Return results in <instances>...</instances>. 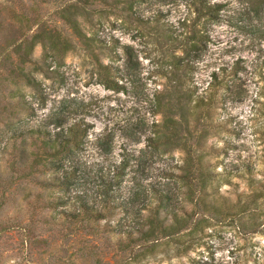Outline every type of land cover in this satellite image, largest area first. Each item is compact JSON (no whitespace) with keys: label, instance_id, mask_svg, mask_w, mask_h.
Here are the masks:
<instances>
[{"label":"trees","instance_id":"16d2710c","mask_svg":"<svg viewBox=\"0 0 264 264\" xmlns=\"http://www.w3.org/2000/svg\"><path fill=\"white\" fill-rule=\"evenodd\" d=\"M235 1L238 8L231 14L227 8L231 0H0V33L5 35L3 48L7 50L4 59L9 57V65L3 67L8 87L0 99V148L9 154L10 178L4 180L10 182L8 192L15 203L20 189L36 190L31 194L34 200L28 202L29 217L21 218L20 203L16 213L0 221V232L18 231L24 244L33 238L40 221L57 223L59 234L88 242L101 233V238L114 245V256L122 255L128 264L132 256L146 255L161 245L167 252L175 245L180 252L184 239L207 216L203 207L210 189L216 205L220 183L214 178L215 165L205 158V133L196 134L209 107L204 97L193 104L185 71L201 58L213 23L228 20L243 33H264V0ZM39 3H54L58 19L51 14L32 15L31 8ZM142 3H183L180 33H193L169 42L175 46L169 49V86L157 90L148 102V110L161 114V121L146 116L127 119L94 138L95 123L89 119L92 109L85 100L63 98L38 116L37 110L48 106V95L37 74L44 65L62 60L76 44L94 54L95 62L105 70L99 78L107 89H126L111 76L110 65L100 62L96 40L84 31L80 16L102 10L130 12ZM37 45L43 48L41 61L34 58ZM125 53L124 71L129 74L140 61L133 46L126 45ZM240 71L237 62L219 67L212 72L211 85L223 84L233 91ZM259 94L264 95V87ZM118 137L122 139L120 157L113 159ZM176 148L185 153L177 171L153 168L152 164ZM2 175L0 170V179ZM37 212L45 219L38 218ZM103 221L99 231L96 226ZM260 224L264 227V220ZM234 264L263 263L257 257L253 263L241 260Z\"/></svg>","mask_w":264,"mask_h":264},{"label":"rangeland","instance_id":"374dc122","mask_svg":"<svg viewBox=\"0 0 264 264\" xmlns=\"http://www.w3.org/2000/svg\"><path fill=\"white\" fill-rule=\"evenodd\" d=\"M227 8L228 13L234 14L238 3L231 0ZM31 12L46 17L56 15L58 19L54 3H39ZM184 13L183 3L174 6L142 3L130 12L102 10L80 16L84 31L96 40L100 62L110 65L111 76L126 89L120 92L107 89L99 78L105 70L95 62L94 54L76 44L62 60L50 67L44 65L37 74L48 95V106L38 109V116L49 112L63 98L85 100L92 109L89 119L95 123L94 138L106 128L119 127L127 119L146 116L150 121H161V114L148 110V102L157 90L169 86L172 76L169 49L175 47L169 42L193 34L180 33L183 27L179 20ZM0 37L1 99L8 87L3 80V67L9 65V57L4 59L7 55L3 48L5 35L0 33ZM126 45L134 47L140 61L129 74L124 71ZM42 56L43 48L37 45L34 58L41 61ZM235 62L241 71L233 91H227L223 84L212 86V72ZM185 75L193 104L197 98L204 97L205 106L209 107L208 116L203 117L196 134L205 133V158L215 165L214 178L220 181H217L219 187L215 194L217 202L213 206L210 189L207 205L203 207L207 216L198 229L184 239L180 252L175 245L169 252L161 245L146 255L132 256L129 264H234L241 260L253 263L257 257L264 264V227L260 224L264 220V95L259 94L264 87V33H243L228 20L211 24L201 58ZM27 91L32 89L27 87ZM121 144L122 139L118 137L111 158L120 157ZM184 157V151L176 148L152 165L177 171ZM8 161V151L0 148L3 174L0 221L16 213L20 203L21 218L27 219L31 211L28 202L34 200L31 194L36 190L20 189L15 203L8 192L10 182L4 180L10 178ZM37 213L38 218L45 219L43 214ZM103 224L104 221L96 228L100 231ZM58 228L57 223L37 222L33 238L25 244L18 231L0 232V264H128L122 255L114 256V245L101 238V233L88 242L83 238L65 237L59 234Z\"/></svg>","mask_w":264,"mask_h":264}]
</instances>
